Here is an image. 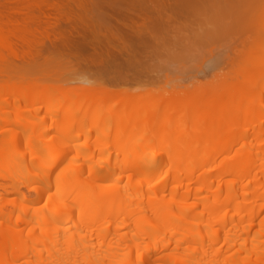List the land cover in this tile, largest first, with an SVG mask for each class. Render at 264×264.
Instances as JSON below:
<instances>
[{
    "label": "bare ground",
    "instance_id": "6f19581e",
    "mask_svg": "<svg viewBox=\"0 0 264 264\" xmlns=\"http://www.w3.org/2000/svg\"><path fill=\"white\" fill-rule=\"evenodd\" d=\"M160 6L163 8L162 11L169 8L165 4ZM249 10L248 13L251 12ZM4 11H0L3 12V15L0 14V60L4 56L2 50L12 52L15 56L19 55V50L23 55L30 54L34 48V41L37 42L34 40L36 39L34 16L27 12L24 14V23H14L6 11L7 14L4 15ZM164 14H167L165 10ZM169 15L165 16L167 20L164 17L167 22L164 21L163 24L169 23ZM119 55L114 54L109 67H115V70L123 72L125 65L127 67L133 65L135 69L132 71L129 69L130 71H126L127 74L124 72L125 75H131L137 66H142L141 69L138 67L143 70L142 74L146 72L145 66L139 65L138 60L121 62ZM129 55L131 54H128V57ZM92 56L97 55L94 53ZM93 57L90 59L91 62H94ZM133 58L137 57L133 55ZM98 60L95 61L101 62ZM106 63L108 64V60ZM103 64L100 63L101 66ZM121 77L115 82L121 80V82L125 81L119 82L121 84H130L126 83L127 76L124 79ZM140 78L141 76L138 79ZM23 81L25 85L30 83L29 80ZM134 81L136 82L135 79ZM3 82L7 84L3 85V88L0 87L1 94L4 86L7 88L5 91L7 93L12 84H18L20 81L12 82L5 79ZM36 83L33 82V87L32 84L29 85L30 89L33 88V92H30V96L24 97L23 101L20 99L24 95L22 94L24 87L20 91L21 96L12 97L13 100L11 97L7 99L6 95L9 94H5L4 97V92L3 95L0 94L1 110L6 105L13 107L10 109V111L13 109L11 115L6 112L10 117H6V113L0 117V216H2L0 264H86L90 260L100 258H103L104 264L107 262L119 264L130 262L134 254L138 256L136 264H153L160 258L185 262L182 264L188 262L189 264L208 262L223 264L234 255L237 242L253 232V224L244 226L248 231L240 228L235 215H252V220L261 221L264 213V109L263 106H259L262 111L258 113L254 108L259 103L264 104V99L258 94H253L260 86L241 92L234 100L221 101L220 110L224 117L213 120L205 127V123L200 121L202 123L200 125L203 126L198 127L201 128L199 131L203 136L194 134L191 141L186 142L183 148L177 149L171 145L154 149L156 139L165 132L162 126L169 122L166 118L162 117L152 125L134 120L133 115L131 116L132 111L134 110L132 114H135L137 107L141 108L145 105L141 104L142 101L135 103L134 98L128 102L129 98H132L131 95L128 96L129 98L126 96L128 100L126 97L119 98L125 100L123 104L119 102L120 111L116 108L119 103L117 106H106L107 104L103 105L99 102L86 108L76 107L78 104L76 100L87 88L80 85H76V88L71 87L73 88L72 93L70 92L71 97L79 95L76 100L73 99L74 103L71 98L65 100L70 90L60 99L64 100L58 103L59 108L64 104L63 115L61 117L59 115L56 119L57 124L60 122L63 128L59 124L55 127L56 122L52 123L51 127L55 124L52 128H43V122L45 123L47 119L55 120L52 117L60 112L55 110H53L55 113L50 112L51 114L48 115L49 117L54 114L52 117L46 118L45 115L36 123L33 120V123L22 121V124L20 121L22 116L26 119L28 116L32 117L31 112L37 114L35 112L43 107L36 109L37 107H33L34 104L48 106L43 102L49 97L40 95L38 87L41 85L37 83V86ZM59 86L54 85L53 96L58 89L64 88L60 84ZM101 88L93 90L92 93H103L108 90ZM19 90L21 89L16 91V95ZM73 91L80 93L74 94ZM12 93L9 96H15V92ZM88 98L82 100L86 101ZM260 98L263 102L261 100L259 102ZM16 99L24 103L20 105L25 111L33 110L30 115L27 111H22L23 108L18 105L19 103L14 102ZM31 105L33 109L27 108ZM217 105L215 101L210 103L205 112L208 116L204 114L206 119L217 110ZM92 107L97 109L81 116V112H86ZM155 109L158 113V109ZM252 109L257 114L250 112L248 117L246 113ZM166 110L168 109H164ZM240 113L245 114L242 120L238 117ZM252 113L255 116L254 114L252 116ZM12 114L14 118L18 116L20 122L12 118L16 124L12 120L14 124H10V127L18 124V130L19 125L22 126L19 130L24 139H21L23 136L21 137L20 131L16 132L17 135L19 132L18 139L24 140L28 149L25 148L28 153L26 151L24 153L23 148L25 155L21 153L22 151L19 153L20 147L15 145L16 141L18 142L15 128L12 127L13 131L10 128L7 130L5 125V122L11 121L9 119ZM128 114L130 117H125ZM87 117L97 120L95 126H98L97 123L102 119H105L103 121L107 119L106 122H102L103 124L99 123L100 130H105L101 132L102 135L99 132V143L98 136L94 134L97 129L91 132L95 126L86 132L71 131V128L74 130V126H80L88 121ZM124 117L134 121L130 122V126L126 121L128 128L118 121L125 122ZM201 117L197 116V121L199 118L204 119ZM3 122L6 130L1 131ZM108 122L110 127L107 126ZM104 123L110 133H107ZM184 123L183 120L181 124ZM112 125L120 128H113ZM97 126L95 128H98ZM101 126H104V130ZM157 126L160 128L152 130ZM121 128L126 129L118 131ZM51 129L57 132L51 139H47L49 132H52ZM111 133L117 135L116 138ZM91 135L97 136L96 146H98L96 149L89 148L84 152L90 165L88 172L84 171L83 164L79 163L78 155L69 160L71 158L61 151L76 148L82 137L92 138ZM159 141L161 144L162 140ZM219 143L223 148L219 147ZM114 152H116L115 156ZM160 155H165L163 162L158 160ZM137 178L140 181L135 184L133 179ZM24 188L34 193V197L29 202H27L28 196L22 191ZM12 194L18 196L20 203L8 207L5 202ZM169 198L172 199L174 207L167 212ZM242 199L244 201H241ZM258 200H262V204L256 208L253 205ZM15 217L18 223L15 226L9 225ZM227 230L235 231V241L229 239L231 243L220 244L219 234ZM241 247L245 248L243 244ZM261 261L264 262V257Z\"/></svg>",
    "mask_w": 264,
    "mask_h": 264
},
{
    "label": "rangeland",
    "instance_id": "374dc122",
    "mask_svg": "<svg viewBox=\"0 0 264 264\" xmlns=\"http://www.w3.org/2000/svg\"><path fill=\"white\" fill-rule=\"evenodd\" d=\"M43 1L0 0V11L5 10L9 14L10 20L14 23H24V14L27 12L31 16H34V28L36 30V39L34 40L37 41H34V48L28 55H23L20 50L18 56L13 55L12 52L1 51L4 56L0 60V87L7 84L3 82L5 79L12 82H20L18 84L14 83L12 86L10 85L11 89L9 88V92L7 93L5 92L7 88L4 86V95L3 92L2 94L0 92V94L4 97L5 94L10 95V93L15 92V96L6 95L7 99L11 97L13 100L12 97L17 98L16 96H21L20 91L24 87L25 90L22 93L24 95L21 96V99L19 98L22 100L24 97L30 96V92H33V82H37L41 85V87H38L40 95L49 97L47 101L43 102L48 106H44L42 103V105H33L34 108L37 107L36 109H40L43 106L40 111L35 112L37 114L33 113V115L31 112L33 110H29V112L26 110L28 115H32V117H27L26 114L27 119L30 120H27L24 116L22 118L19 116L21 123L22 121H32L33 123V120L36 123V121H40L41 117L47 115V118L52 112H62H58L56 116L52 114L54 117L50 115L55 120L51 118L45 119L43 128L48 129L53 122H56L59 115L60 117L63 115L64 104L59 108L58 103L64 100L62 99L61 101L60 99L65 95V92L70 90L68 91L70 93L71 89H73L71 87L80 85L83 88L87 87L80 94V99L76 100L79 95L71 97V92L70 94H66L65 100L68 98H71L72 102L76 100L78 102V104L76 103V107L86 108V106L99 102H102L103 105L107 104L106 106H117V103L123 104L125 97L131 95L132 98L128 97L129 100L126 97L128 102L134 98L135 103L142 101L141 104L145 105V107H137L135 114H132L134 110L132 111L131 116L133 115L134 118H132L134 120L146 122L149 125L159 121L162 117L169 121L162 126L165 132L156 139L157 142L154 145V149L165 148L171 145L177 149H181L185 146L186 142L191 141L194 134L203 136L199 131L201 128L198 127L201 122L205 123H203L205 127V125H208L213 120L224 117L223 112L220 110L221 101L225 99L234 100L241 92L257 86H260V88L256 91L253 90L255 92L253 94H258L264 99V0H45L49 1L46 3ZM164 4L165 6H169L168 10L164 9L165 13L170 14L169 16L172 18H168L170 21L166 25L163 23L167 22L165 21L167 20V17H165L167 14H164V10L162 11L163 8L160 6ZM249 9L251 10L250 14L247 11ZM5 11L4 15L7 14ZM2 13L0 12L1 15H3ZM139 38L142 40L141 43L139 42ZM94 53H96V57L99 60L92 56ZM114 54H120L118 58L121 62L130 59L132 62L138 60L139 65L145 66L146 72L144 71L145 73L143 72L142 74L143 70H140L142 66H137V69L133 72L134 74L131 72V75H125L126 71H130L129 69L131 71L135 69L133 65V68L125 65L122 69V71L125 69L123 72L115 70V67H109ZM128 54L131 55L128 57ZM133 55L137 58H133ZM91 57L101 62H97L94 59V62H91ZM107 60L108 64L106 63ZM100 63H104L105 65L101 66ZM126 67L128 70H126ZM138 69L141 72L140 74ZM133 75L138 76L133 78ZM125 76L130 77L129 79L125 78L126 83L129 82L130 84H121L125 82H121V80L119 81L121 83L115 82L120 77L124 79ZM139 76H141L140 79H138ZM23 80H27L26 82L29 80L30 83L28 82L25 85ZM2 82L3 84H1ZM59 84L64 88L60 90L56 89L57 92L54 93V97L53 90L55 88L53 87L54 85L59 86ZM29 85L32 86V89H30ZM45 85L49 86V88L45 87ZM101 87H103V90L104 88L108 90H105L103 93H92L95 89H102ZM18 89L21 90L16 95ZM47 90L49 93H47ZM73 92L75 94L77 91ZM107 95L109 96L107 97ZM120 97L124 99L121 100L119 99ZM137 97L139 100H136ZM85 98H88L90 101L88 99L86 101L82 100ZM262 98L258 99L259 102L260 100L261 102L264 101ZM12 100L11 103L14 104ZM214 101L216 105L218 104L217 107L219 109L216 107L217 110L211 116L209 115L210 118L207 117L206 119L205 115H208L205 112L210 103ZM14 102L19 103L18 105L24 104L18 99L14 100ZM120 103L116 107L119 111L121 110ZM11 106H3L9 109H0V117H3L6 112L12 113L13 109L11 111L10 109L13 107ZM259 106H263L262 108L264 109V104L259 103L254 108L256 111L258 110V113L261 110ZM27 108L33 109L32 105ZM92 108L86 112H81L82 115L79 113V115L83 116L88 111L92 113V111L97 109ZM155 108L158 109V113H156L157 110ZM164 109L168 110L164 111ZM23 110L25 111L24 108ZM252 110L246 113V115L255 111ZM7 113L6 117H10L11 114ZM254 113H252V116ZM13 115L9 119L11 120L10 122H5L6 124L3 122V129L1 131L6 130L4 128L7 127V130L10 128L13 131L12 129L15 128V132H21L19 130L22 127L21 125H19L18 130V124L17 126H12L13 128L10 127V124L15 120L18 123L20 122L17 119L18 116L14 118ZM197 116H202L206 121L204 119L200 120V118L197 121ZM244 116V113H240L238 116L239 120H242ZM125 117L123 118L125 122L118 121L121 124L123 123L124 127L127 125V121L130 126V122H134L133 119L129 121V118ZM226 118L228 119L227 116ZM92 119L89 117L88 121H85L80 126H74V130L71 128V131L81 130L86 132L88 129L92 130L95 126V121H97L95 119L93 121ZM103 120L105 119H102L100 122L107 121V119L106 121ZM183 120L185 123L181 124ZM100 122L97 123L98 126L96 125L98 128H95V126L91 131L93 132L97 129L98 131L96 130L94 134L96 133L98 137L95 135H91L93 136L92 138L82 137L76 148L72 147L61 151L71 158L69 160L74 159L78 155L80 157L79 163L83 164L84 171L89 172L90 169L84 152L89 148L96 149L98 146L96 144L100 142L98 141L99 134L105 131L104 126L106 123H104V126H101L104 130L101 131L99 128ZM14 123L16 124V122ZM108 123L109 125L107 126L110 127V122ZM120 123L118 122V124ZM58 124L56 122V125L54 124L55 127H58ZM60 124L59 126L63 128ZM107 126H105L106 131L110 133ZM113 128L118 129L120 127ZM126 128H128V125ZM156 128L160 127H154L152 130ZM124 129L121 128L118 131H123ZM51 131L47 139H51L57 132H54V129H51ZM114 133H111V135L114 136ZM18 135H20L19 132ZM18 135L16 132L18 142L16 141L15 145L17 144L16 147H20L19 153L21 151L23 153L26 144L24 140L20 141V138L18 139ZM96 137L98 143H96ZM21 139H24V136ZM159 140H162V145L159 143ZM218 145L223 148L221 143ZM18 148H16L17 151ZM17 151L15 152L17 153ZM26 153L28 152L26 151ZM115 153H113L114 156L116 155ZM158 157V160L162 162L165 159V155ZM133 181L136 184L140 180L137 178L133 179ZM22 191L28 196L27 202L34 197V193L28 191V189L24 188ZM241 201L244 200L242 199ZM167 202V212H169L173 209L174 203L171 198ZM5 203L6 206L12 207L13 204H19L20 199H18L16 194H12ZM261 204L262 200H258L253 206L259 208ZM84 209L86 210V207ZM227 213L229 214V212ZM244 216L235 215L238 219L237 223L240 224V228L244 231L247 230L244 226L248 227L253 224V232L250 236H244L245 238L243 237V240L239 243L237 242L233 251L234 255L232 253V258L224 261L223 264L264 263L261 261L264 257V213L261 221L252 220V215L248 216L244 214ZM1 218L2 216H0V221ZM241 218L242 220H239ZM17 223L18 219L15 217L14 221L9 225L15 226ZM231 231L227 230L225 233L219 234L218 240L220 244L231 243L229 239L235 241V231ZM242 244L245 248L241 247ZM137 257L134 254L130 262L119 264H136ZM103 261V258H100L98 260H90L86 264H104ZM172 263L182 264L185 262L173 259L168 261L166 258L161 260L160 258L155 264ZM107 264L110 263L107 262ZM206 264L212 263L208 262Z\"/></svg>",
    "mask_w": 264,
    "mask_h": 264
}]
</instances>
